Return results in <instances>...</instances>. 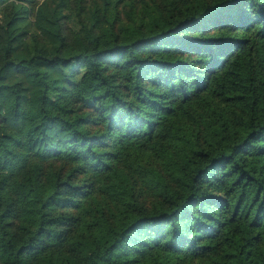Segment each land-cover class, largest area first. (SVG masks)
Listing matches in <instances>:
<instances>
[{
    "label": "trees",
    "instance_id": "obj_1",
    "mask_svg": "<svg viewBox=\"0 0 264 264\" xmlns=\"http://www.w3.org/2000/svg\"><path fill=\"white\" fill-rule=\"evenodd\" d=\"M0 264H264V0H0Z\"/></svg>",
    "mask_w": 264,
    "mask_h": 264
},
{
    "label": "rangeland",
    "instance_id": "obj_2",
    "mask_svg": "<svg viewBox=\"0 0 264 264\" xmlns=\"http://www.w3.org/2000/svg\"><path fill=\"white\" fill-rule=\"evenodd\" d=\"M40 1V0H39Z\"/></svg>",
    "mask_w": 264,
    "mask_h": 264
}]
</instances>
